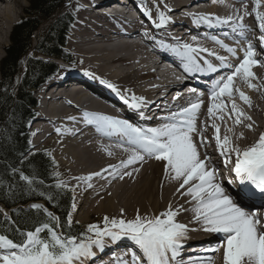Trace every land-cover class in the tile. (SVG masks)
<instances>
[{"label": "bare ground", "instance_id": "6f19581e", "mask_svg": "<svg viewBox=\"0 0 264 264\" xmlns=\"http://www.w3.org/2000/svg\"><path fill=\"white\" fill-rule=\"evenodd\" d=\"M193 1L195 0H138L142 8L156 21L159 20V12L161 11L168 17L163 27H159L156 32L152 33L138 25L130 26L127 24V26H122L120 23L112 22L107 16H95L92 14L95 3L83 4L80 0H74L72 6L79 8L80 12L73 27L69 46L74 53L72 59L81 62L82 66L76 71L68 73L69 80L60 79L56 81V84L59 85L57 89L48 94L47 92L51 89L46 88L44 90L42 115L36 121V136H40V139L38 142L32 141V143L36 146L43 142L52 143L56 160L64 170L66 169L70 173V181L79 185L76 189V207L71 212L72 217L86 220L90 213L121 216V209H123V218L133 219L137 209L141 215H158L166 211L169 204L174 209L179 205H184V208L189 210L180 211L176 217L177 222L186 224L192 229L184 243L195 244V246H199L200 240L203 243H218H214L216 246L212 248L214 250L212 253L198 256L193 262L207 264L208 260L211 259L214 264H223L224 249L222 245L225 237L223 234L206 232L195 222L194 213L191 211L192 204L186 203L190 198L181 197L176 192L178 187L176 182L163 179L162 162L146 157V162L142 166L135 165V167L140 168L139 173H134L131 178L125 177L123 180L119 179L118 176L114 179L111 170H109L103 176L93 178L91 181L92 188H87L84 181L74 179V177H86L91 173L102 171L109 168V165H119L121 160H126L130 155L129 152H125L123 148L119 147L121 143L119 136L115 134L112 136L105 135L98 131L95 125H88L83 122L84 113L89 112L127 120L137 126L132 116L120 117L115 114L113 106L109 104V100L104 97V94L113 97V93L118 91L121 96L129 101L133 94L143 98L149 96V101L140 107V111L146 115L147 122L150 121L148 128L158 127L166 122L165 118L153 120L151 117L149 120V114L158 108L157 101H165L164 104L167 107L165 112L172 111L175 106H178L177 109H181L193 103L188 101L190 98H187L184 93L180 94L185 84L178 81V77L172 73L177 68L175 63H179V59L167 56L166 58L174 63L172 68H166L163 65L164 59L158 58L161 52L166 56V51L171 53L176 48L164 39L169 37L177 44L179 41L187 42L195 47L207 48L222 56L232 55L225 48L214 47L212 44L199 40L196 35H186V33L181 36L178 35L183 30V27L180 26L184 22L176 19V14H181L184 8H192L193 4H198L193 3ZM245 5L247 11L251 13V15H245L243 19V24L249 30L246 32V40L236 44L227 42L225 45L238 50L235 59H233L234 66L242 61L249 41L256 51L255 59L259 63L252 69L256 79L251 80V83L258 85L259 90L250 87L249 82L244 81L239 76L234 78V87L250 97L251 106L239 97L238 92L234 93V98L239 99L235 100L236 104L252 117V121L244 120V124L252 123L253 129L249 130L244 124L235 125L234 119L227 117L221 121L219 116L222 113L220 112H217L215 119L209 117L207 109L211 104L210 95L200 98L197 102L202 100L203 104L197 120V129L203 131V135L208 141V146L202 147L200 150L202 158L205 152L210 156V160L207 162L210 169H213L214 165L221 164L224 159L215 143V129L211 127L213 122L220 125L221 137L226 134L229 135L232 138L233 146L240 148H247L255 144L259 136L264 134V65L261 59L262 55L258 53L257 49V41L261 32L255 18V0H222L214 4H210L209 0H204L203 6L195 11V13L224 18L231 15L234 8L239 9L240 14L243 15ZM20 8L21 0H0V54L1 48H4V39L9 29L21 15ZM258 10L264 13V0H262ZM216 25L214 23L213 27ZM172 34L174 35L172 36ZM137 39H141L142 43ZM201 54L205 58L211 59L208 53ZM158 74H161L162 78ZM71 80L75 82L72 83ZM67 81L70 84H67ZM101 81L115 85V90ZM168 81L172 82L167 83ZM157 96L160 98L155 100ZM222 99L228 100L226 96ZM230 103L231 101L226 103L228 105L226 111H230ZM234 115L233 113V117ZM69 117H76V120L72 121ZM205 124L207 125L206 130ZM230 127L233 129L232 132H228ZM57 128L61 129L60 133H57ZM240 133H243V139L237 138ZM109 152L112 155H109ZM211 156L215 158H211ZM127 170L131 171V168ZM215 182H218L217 179ZM161 184H163V188H161ZM223 188L234 203L249 211L251 201L236 198V191L230 186ZM248 188L252 189L250 186ZM259 208L264 210V204ZM78 210L82 212L77 213ZM262 213L264 214V211ZM198 236L201 238H197ZM106 242L108 241L106 240ZM121 242H125L124 238L121 239ZM122 245L123 243H121V247ZM109 249H114V244L106 243L102 252L94 248L96 256L94 259H90L87 264H111L116 259H124L125 255L109 253L107 254L108 258L104 256L105 259L98 262V259L108 253ZM183 256L184 252L178 259L183 264L190 263L183 261Z\"/></svg>", "mask_w": 264, "mask_h": 264}, {"label": "snow or ice", "instance_id": "6c2138e0", "mask_svg": "<svg viewBox=\"0 0 264 264\" xmlns=\"http://www.w3.org/2000/svg\"><path fill=\"white\" fill-rule=\"evenodd\" d=\"M262 0H255V18L258 21L261 35L258 40L264 46V13L258 9ZM245 15H251L244 7L243 15L239 9H233V13L227 17L210 16L206 14H192L197 24H229L233 32L239 30V35L244 37L249 31L243 24ZM168 20L164 12H159V24L164 25ZM228 53L236 55V49L225 45L223 41L215 40ZM183 60V71L185 73H215L220 68L214 66L209 60L201 62L200 53H208L215 56L223 68L230 71L221 75L210 92L211 104L207 109L209 117L216 118L217 112L221 121L234 119L235 125L244 124V120L252 121L235 102L234 93L238 92L239 97L251 106L250 97L243 91L234 87V78L239 76L249 82V86L259 90L258 85L252 84L251 80L256 79L253 67L259 62L255 59L256 51L251 41L247 43L242 61L233 66L228 62L226 56L218 55L204 47H194L192 44L184 43L173 49ZM109 88L115 90V85L107 81H101ZM195 92V89H192ZM229 97L231 100L230 111H226L228 105L222 97ZM125 99V97H121ZM219 101V103H217ZM133 108H140L145 102L143 97H136L134 94L131 100L125 99ZM203 101L191 103L182 107L179 111L171 113L166 117L165 123L158 127L141 128L133 125L127 120H120L115 117L85 112L83 122L88 125H95L96 129L105 135L113 134L121 138L119 147L130 155L126 160H121L119 165H109V168L94 172L86 177H74L77 181H84L87 188H92L91 181L94 177H101L105 172L113 175V178L123 180L131 178L134 173H139L140 168L135 165H143L148 159H154L163 164V179L174 181L178 184L176 192L181 197H189L186 203L192 204L191 211L194 213L195 222L201 228L210 233L223 234V264H264V217L255 212L246 211L244 207L238 206L233 199L225 193V189L216 181L215 169L208 167L210 156L205 152L201 154V148L208 146V141L203 131H198L197 120ZM233 113L235 114L233 117ZM75 121L76 117H69ZM249 130L253 129L252 123L244 124ZM215 129V143L220 150V155L225 158V164L233 162L235 157V175L241 184L254 187L264 194V134L259 136L258 141L240 148L233 146L232 138L229 135H220V125L215 122L211 125ZM207 125L205 124V130ZM61 132L60 128L56 129ZM233 129L228 128V132ZM243 139V133L237 137ZM125 145H127L125 147ZM112 155L111 152L108 153ZM131 168V171L127 169ZM59 177V173H55ZM20 179L29 185L34 183V178L21 174ZM76 186H69L64 181H58L56 187L68 189L73 194L75 201ZM163 188V184H161ZM194 202V203H193ZM75 202L72 208L75 209ZM32 208L41 209L42 205L33 204ZM188 211L184 205L175 209L169 204L166 211L158 215H141L137 213L133 219L123 218L124 210L121 209V218L104 217L103 227L98 224H89L86 232L81 236L66 235L59 223V218L48 212L50 222H38L33 230L21 233L22 239L14 242L6 234H0V264H87L94 259L98 249L101 252L105 249L106 238L111 241H118L127 238L132 241L138 251L130 254L131 264H183L178 259L184 242L188 239V233L192 230L188 225L177 222L176 217L180 211ZM46 211V210H45ZM3 212V209H0ZM7 216V213H4ZM68 227H71V213L67 217ZM121 264H128V261H121ZM207 264H214L209 259Z\"/></svg>", "mask_w": 264, "mask_h": 264}, {"label": "trees", "instance_id": "16d2710c", "mask_svg": "<svg viewBox=\"0 0 264 264\" xmlns=\"http://www.w3.org/2000/svg\"><path fill=\"white\" fill-rule=\"evenodd\" d=\"M63 0H29L26 18L12 31L6 56L1 61L0 72V202L15 207L14 223H0L1 232L11 237L33 230L38 222H50L41 209L25 208L31 201H45L57 212L64 232L68 235L84 234L79 226L68 227L66 218L71 204L67 189L56 187L50 160L43 153L25 157L27 151V122L33 116L35 99L31 92L56 69L53 63L28 56L32 37L43 20L52 16ZM67 23L60 18L41 34L37 52L53 56L62 53L61 45ZM46 56V57H48ZM25 61L26 67L23 66ZM24 69V71H23ZM23 72L22 76L20 74ZM20 77L18 81L17 78ZM21 174L34 178L29 185L20 179Z\"/></svg>", "mask_w": 264, "mask_h": 264}, {"label": "rangeland", "instance_id": "374dc122", "mask_svg": "<svg viewBox=\"0 0 264 264\" xmlns=\"http://www.w3.org/2000/svg\"><path fill=\"white\" fill-rule=\"evenodd\" d=\"M29 7V0H21V8H20V12H21V15H20V17L15 21V23H14V25L16 24V23H18L20 20H21V18L22 17H24L25 16V13H26V9ZM67 11H69V13H72L73 14V9L71 8V5L69 4V8L67 9ZM49 23V22H48ZM48 23H46L44 26H45V28H43V31L46 29V27L48 26ZM13 25V26H14ZM13 26H12V28H10V32H8L7 33V36L5 37V39H4V47L5 48H7L8 47V45L10 44V35H11V32H12V29H13ZM71 34V33H70ZM70 34H69V36H68V42H69V40H70ZM4 48V49H5ZM68 48H69V46H68ZM73 53V52H72ZM4 55H5V51L4 50H2L1 51V54H0V58H3L4 57ZM29 55H35L34 54V52L33 53H31V54H29ZM73 54H71V56H72ZM74 56V55H73ZM42 59H44V60H50V58L49 57H42ZM0 63H1V60H0ZM63 65V63H60L59 62V67H61ZM80 67V66H79ZM33 126L31 125L30 126V130H31V133H32V131H33ZM47 144H51V145H48V146H44L43 148H41L42 150H45V151H47V152H49L51 155H52V157H53V159L55 160V162H56V158L54 157V153H53V148H54V145L52 144V143H47ZM54 152H55V149H54ZM58 163V162H57ZM60 164V163H59ZM59 164H58V166H59ZM61 167V165L58 167V171H59V173H61V171L60 170H63L66 174H67V177H66V179H62V181H64L66 184H68L69 186H76V185H78L77 183H73V182H71L70 181V178H69V175H70V173L65 169L64 170V168H60ZM60 168V169H59ZM69 180V181H68ZM70 184H74V185H70ZM80 212H82V211H80ZM105 216H108L109 218H121V216H119V215H114V214H111V215H100V214H97V213H90V216L89 217H87L86 218V220H79V219H75L74 217H72V222H74V223H77V222H79V223H81V224H83V225H85V226H88L89 224H98V225H100L101 227H103V223H104V217ZM99 264H101V263H99Z\"/></svg>", "mask_w": 264, "mask_h": 264}]
</instances>
